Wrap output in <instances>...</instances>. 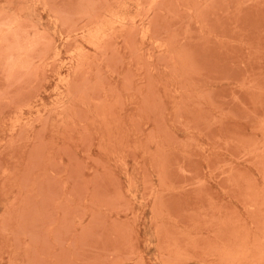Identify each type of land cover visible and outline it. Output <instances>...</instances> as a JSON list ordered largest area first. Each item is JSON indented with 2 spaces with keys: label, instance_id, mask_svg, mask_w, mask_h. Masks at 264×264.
<instances>
[{
  "label": "rangeland",
  "instance_id": "1",
  "mask_svg": "<svg viewBox=\"0 0 264 264\" xmlns=\"http://www.w3.org/2000/svg\"><path fill=\"white\" fill-rule=\"evenodd\" d=\"M0 264H264V0H0Z\"/></svg>",
  "mask_w": 264,
  "mask_h": 264
}]
</instances>
